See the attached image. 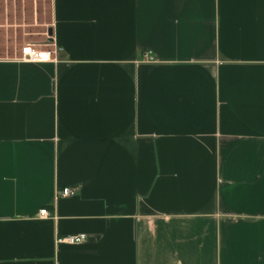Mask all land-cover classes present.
Here are the masks:
<instances>
[{
	"label": "crops",
	"instance_id": "obj_1",
	"mask_svg": "<svg viewBox=\"0 0 264 264\" xmlns=\"http://www.w3.org/2000/svg\"><path fill=\"white\" fill-rule=\"evenodd\" d=\"M50 26L56 59L0 56V264H264V0H51Z\"/></svg>",
	"mask_w": 264,
	"mask_h": 264
},
{
	"label": "rangeland",
	"instance_id": "obj_2",
	"mask_svg": "<svg viewBox=\"0 0 264 264\" xmlns=\"http://www.w3.org/2000/svg\"><path fill=\"white\" fill-rule=\"evenodd\" d=\"M51 0H0V56L21 55L28 43L53 48Z\"/></svg>",
	"mask_w": 264,
	"mask_h": 264
},
{
	"label": "built area",
	"instance_id": "obj_3",
	"mask_svg": "<svg viewBox=\"0 0 264 264\" xmlns=\"http://www.w3.org/2000/svg\"><path fill=\"white\" fill-rule=\"evenodd\" d=\"M53 46L54 47L50 49H40L28 43L22 48L21 55L19 58L22 60L33 62L45 61L48 59H56L59 47L56 45V43H53ZM43 53H45V55H43ZM153 59L154 58L152 56H149V60L153 61ZM77 192V187L66 186L62 189H59L56 196H71L75 195ZM37 216L40 218H49L52 217V213L48 207H43L38 211ZM86 240L87 235L85 234H66L63 236H58L57 238V242H66L70 244L80 243Z\"/></svg>",
	"mask_w": 264,
	"mask_h": 264
},
{
	"label": "water",
	"instance_id": "obj_4",
	"mask_svg": "<svg viewBox=\"0 0 264 264\" xmlns=\"http://www.w3.org/2000/svg\"><path fill=\"white\" fill-rule=\"evenodd\" d=\"M50 37H52V35H53V32H52V29H50Z\"/></svg>",
	"mask_w": 264,
	"mask_h": 264
},
{
	"label": "bare ground",
	"instance_id": "obj_5",
	"mask_svg": "<svg viewBox=\"0 0 264 264\" xmlns=\"http://www.w3.org/2000/svg\"><path fill=\"white\" fill-rule=\"evenodd\" d=\"M43 55H45V53H43Z\"/></svg>",
	"mask_w": 264,
	"mask_h": 264
}]
</instances>
